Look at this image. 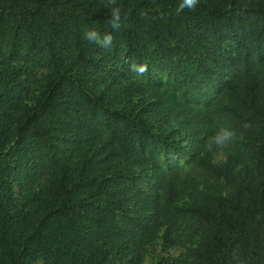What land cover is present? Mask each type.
I'll list each match as a JSON object with an SVG mask.
<instances>
[{
	"label": "trees",
	"instance_id": "trees-1",
	"mask_svg": "<svg viewBox=\"0 0 264 264\" xmlns=\"http://www.w3.org/2000/svg\"><path fill=\"white\" fill-rule=\"evenodd\" d=\"M118 3L104 50L108 0H0V264H264V0Z\"/></svg>",
	"mask_w": 264,
	"mask_h": 264
},
{
	"label": "rangeland",
	"instance_id": "rangeland-1",
	"mask_svg": "<svg viewBox=\"0 0 264 264\" xmlns=\"http://www.w3.org/2000/svg\"><path fill=\"white\" fill-rule=\"evenodd\" d=\"M228 152L229 145L225 149L212 148L213 162L218 164L225 161ZM174 161H179L182 164L184 163V159H181L180 157H176ZM182 177L197 180L199 189L202 191L223 195H226L231 191V186H229V184L225 183L224 181H218L217 179L212 178L209 173H206L195 166H186L182 170ZM189 201L190 200L188 198H185L180 200L179 203L185 204ZM181 232L183 233V230H181ZM185 244V235L181 239V243L179 245L171 244L169 246L162 247V242L158 240L147 248L146 252L144 253L145 256L143 264H168V262L173 259V257L179 256L185 250Z\"/></svg>",
	"mask_w": 264,
	"mask_h": 264
},
{
	"label": "clouds",
	"instance_id": "clouds-1",
	"mask_svg": "<svg viewBox=\"0 0 264 264\" xmlns=\"http://www.w3.org/2000/svg\"><path fill=\"white\" fill-rule=\"evenodd\" d=\"M198 4L199 0H179L176 13L180 14L185 10L195 11ZM108 7L110 11V18L108 22L111 25L112 31L101 32L95 28H87L82 33L84 40L104 50H110L114 46L115 37L113 33L120 30L123 20L127 17V13L122 9L118 0H108ZM141 14L143 15V13ZM139 71L143 72L144 69L141 68ZM235 136L236 133L233 129L221 126L215 131L214 135L211 136L208 143V149H225L233 141Z\"/></svg>",
	"mask_w": 264,
	"mask_h": 264
}]
</instances>
